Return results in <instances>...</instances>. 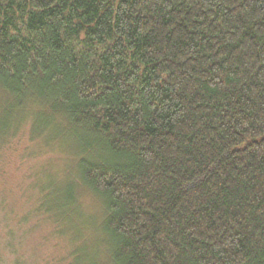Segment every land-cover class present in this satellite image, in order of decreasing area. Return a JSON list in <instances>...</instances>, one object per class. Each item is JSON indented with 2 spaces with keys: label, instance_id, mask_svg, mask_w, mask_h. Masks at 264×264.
<instances>
[{
  "label": "trees",
  "instance_id": "16d2710c",
  "mask_svg": "<svg viewBox=\"0 0 264 264\" xmlns=\"http://www.w3.org/2000/svg\"><path fill=\"white\" fill-rule=\"evenodd\" d=\"M25 108L74 162L17 225L78 240L101 202L68 264H264V0H0V142Z\"/></svg>",
  "mask_w": 264,
  "mask_h": 264
},
{
  "label": "rangeland",
  "instance_id": "374dc122",
  "mask_svg": "<svg viewBox=\"0 0 264 264\" xmlns=\"http://www.w3.org/2000/svg\"><path fill=\"white\" fill-rule=\"evenodd\" d=\"M27 110L25 108L22 114L19 112L16 115L18 118L15 116L17 119L13 120L12 125L20 120L15 125L18 126L14 130L12 128L9 131L11 134L0 142V196L4 195L7 199L11 207L10 215H15L9 220V226L7 223L0 225V264H68L72 245L85 242L86 246L94 249L96 233L99 232L103 217L101 202L93 193L82 188L80 193H76L71 213L75 216L76 212H81V221L73 218V224L81 234L78 240L67 239L68 235L54 234L49 230H53V226L45 224V221L42 224L33 221L17 225L19 216L28 212L32 207L31 203L38 199V192L33 186V174L36 172L41 175L43 171H52L56 176L61 173L60 177L63 178L74 162V155H71L74 146L69 143L70 139L64 136L63 141L60 140L58 144L56 140L47 142L46 139H39L35 136L36 133L30 131L32 122L21 120V117L27 116ZM59 145L61 146L58 147ZM74 176L71 174L70 179L74 180ZM0 212L5 215L3 210ZM31 213H27L28 221L31 220ZM1 220L3 217L0 215V222ZM85 222L88 226H83ZM8 227H13L11 232H8ZM9 240L12 245L6 248L4 242ZM96 246L98 253L101 249L97 244ZM82 253L86 264H90V259L93 262L96 260L97 264H108L103 256L97 260L91 249H85Z\"/></svg>",
  "mask_w": 264,
  "mask_h": 264
}]
</instances>
